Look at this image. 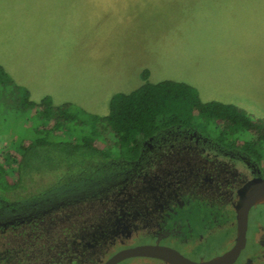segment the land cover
<instances>
[{
	"label": "flooded vegetation",
	"instance_id": "af4514ba",
	"mask_svg": "<svg viewBox=\"0 0 264 264\" xmlns=\"http://www.w3.org/2000/svg\"><path fill=\"white\" fill-rule=\"evenodd\" d=\"M223 120L172 123L81 178L0 195V264H264L262 132Z\"/></svg>",
	"mask_w": 264,
	"mask_h": 264
},
{
	"label": "crops",
	"instance_id": "0c3cea01",
	"mask_svg": "<svg viewBox=\"0 0 264 264\" xmlns=\"http://www.w3.org/2000/svg\"><path fill=\"white\" fill-rule=\"evenodd\" d=\"M248 41H264V0H0V64L15 82L34 101L99 115L146 70L152 83L186 82L203 101L232 104L231 83L264 76L263 48L231 49ZM233 59L241 76L227 69Z\"/></svg>",
	"mask_w": 264,
	"mask_h": 264
},
{
	"label": "trees",
	"instance_id": "16d2710c",
	"mask_svg": "<svg viewBox=\"0 0 264 264\" xmlns=\"http://www.w3.org/2000/svg\"><path fill=\"white\" fill-rule=\"evenodd\" d=\"M142 76L145 82L139 88L129 93H115L110 100L109 113L99 115L72 103L57 106L50 96L39 102L32 100L29 90L17 84L0 64V134L12 132L18 126L21 109L26 108L34 109L42 126L33 128L30 125L27 133L33 135L32 139H19L14 135L10 148L0 152V195L13 194L25 187L29 179L44 177L51 180L53 173L61 182L81 178L94 169L91 164L106 161L112 154L130 155L160 128L176 122L190 123L196 116L227 117L223 121L233 129L260 130L264 140V125L250 120L244 108L203 101L198 91L186 82L164 80L152 83L147 70ZM61 118L65 123L79 119L97 125L104 134L112 136L113 141L98 144L89 136L79 141L57 140L59 130L56 128L61 124ZM13 161L18 166L14 176L9 170Z\"/></svg>",
	"mask_w": 264,
	"mask_h": 264
},
{
	"label": "rangeland",
	"instance_id": "374dc122",
	"mask_svg": "<svg viewBox=\"0 0 264 264\" xmlns=\"http://www.w3.org/2000/svg\"><path fill=\"white\" fill-rule=\"evenodd\" d=\"M231 49L234 50L236 53H246L251 52L253 53L254 50L260 52L263 48L264 51V41L259 42H233L230 44ZM227 69L231 70L235 76H241L242 71H244V66L241 64V60L233 59L227 65ZM234 89L233 92L227 91L228 94L232 93L236 97V101L232 102V104L227 105H234L242 103L240 106L244 108L247 113L248 117L252 121H257L264 125V76L259 81H248L242 77V79L231 83ZM227 94V95H228ZM236 106V105H234ZM19 115L20 120L18 121V126L14 128L12 132H4L0 134V152L2 150H7L10 148L11 139L14 135H17L20 139L30 140L33 138L32 134H28L27 130H29V126L33 125V128L40 127V118L37 114H35L34 109L26 108ZM198 118V116H197ZM61 124L58 125L56 130H59V134L57 136V140H80L83 137L89 136L92 138L93 142L105 144L109 141H113V137L104 134L102 131L99 130L97 125H92L87 122H80L78 120H72L67 123L63 122V119H60ZM65 123V124H64ZM113 143V142H112ZM114 144V143H113ZM115 146V145H113ZM112 146V147H113ZM111 150V148H109ZM117 152V151H114ZM113 152V153H114ZM9 170L11 175H15L18 171V166L15 161L11 162L9 165ZM56 177V174L53 173V178ZM44 177H37L34 179H29L25 182V187L17 189L13 194L14 195H30L37 193L38 191L46 189L47 185L51 184V180ZM48 188V187H47Z\"/></svg>",
	"mask_w": 264,
	"mask_h": 264
},
{
	"label": "water",
	"instance_id": "95a60500",
	"mask_svg": "<svg viewBox=\"0 0 264 264\" xmlns=\"http://www.w3.org/2000/svg\"><path fill=\"white\" fill-rule=\"evenodd\" d=\"M262 200L264 201V193L262 194Z\"/></svg>",
	"mask_w": 264,
	"mask_h": 264
}]
</instances>
